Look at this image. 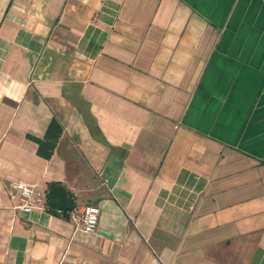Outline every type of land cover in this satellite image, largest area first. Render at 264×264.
<instances>
[{
  "label": "crops",
  "instance_id": "crops-1",
  "mask_svg": "<svg viewBox=\"0 0 264 264\" xmlns=\"http://www.w3.org/2000/svg\"><path fill=\"white\" fill-rule=\"evenodd\" d=\"M0 264H264V0H0Z\"/></svg>",
  "mask_w": 264,
  "mask_h": 264
},
{
  "label": "built area",
  "instance_id": "built-area-1",
  "mask_svg": "<svg viewBox=\"0 0 264 264\" xmlns=\"http://www.w3.org/2000/svg\"><path fill=\"white\" fill-rule=\"evenodd\" d=\"M19 203L17 207L24 212L35 209L44 210L45 191L34 185L17 182L14 185ZM100 208L94 204H83L74 210L70 217L71 221L84 232H93L98 224Z\"/></svg>",
  "mask_w": 264,
  "mask_h": 264
},
{
  "label": "trees",
  "instance_id": "trees-1",
  "mask_svg": "<svg viewBox=\"0 0 264 264\" xmlns=\"http://www.w3.org/2000/svg\"><path fill=\"white\" fill-rule=\"evenodd\" d=\"M75 207L72 193L59 182H49L45 188V208L52 214L66 216Z\"/></svg>",
  "mask_w": 264,
  "mask_h": 264
}]
</instances>
